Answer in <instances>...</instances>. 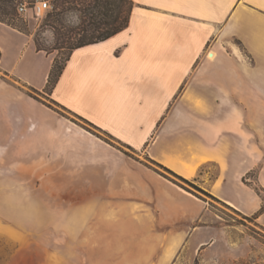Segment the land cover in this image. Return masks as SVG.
Instances as JSON below:
<instances>
[{
    "label": "crops",
    "instance_id": "0c3cea01",
    "mask_svg": "<svg viewBox=\"0 0 264 264\" xmlns=\"http://www.w3.org/2000/svg\"><path fill=\"white\" fill-rule=\"evenodd\" d=\"M132 1L127 27L75 48L48 92L122 148L5 81L1 117L49 171L41 184L76 187L57 199L62 264H232L246 233L168 174L264 227V0ZM0 53L1 73L45 90L54 57L31 34L0 21Z\"/></svg>",
    "mask_w": 264,
    "mask_h": 264
},
{
    "label": "rangeland",
    "instance_id": "374dc122",
    "mask_svg": "<svg viewBox=\"0 0 264 264\" xmlns=\"http://www.w3.org/2000/svg\"><path fill=\"white\" fill-rule=\"evenodd\" d=\"M10 1L17 5L22 0ZM47 1L50 8L42 16H32L28 12L25 16L17 15L11 22L21 31L31 34L34 42L36 41L42 48L52 53L54 59H57V63L61 64L69 54V44L66 41H74L73 39L78 37L74 28L80 22L78 19L80 13L72 10L64 15L61 24L52 22L47 24L45 17L47 12L52 9L55 0ZM53 26L65 33L64 38L62 35L56 34L57 31ZM244 48L240 39L233 37L231 45L226 50L230 53H233L235 49L243 52ZM242 54L243 60L249 64H255V58L252 61L248 57L246 58L244 53ZM254 68L255 66L253 70ZM0 81L21 88L23 97H32L46 104L60 115L69 118L78 126L96 134L109 144L122 148L105 133L53 103L48 91H37L31 96L27 87H23L11 76H6L1 72ZM5 96L13 95L8 93ZM9 109L10 107L7 105L1 106L0 102V259L3 264H53L54 261L56 264H62L65 252L63 249L65 207L69 203L57 201V199L60 197L59 194L63 196V193H69L76 187L41 184L43 179L47 178L49 171L33 168L30 143L15 144L17 139L12 136H15L13 134H15L16 128L7 121L6 117H1V110L6 113ZM241 109L242 107L232 106L233 113L242 112ZM252 124L254 125V123H248L249 128L253 129ZM123 150L127 152V150ZM51 173L54 174L53 178H56L54 181H63L65 176L63 171H52ZM251 175L254 174L251 173ZM168 176L189 190L195 189V192L209 203L211 209L224 219V222L238 227L237 229L241 228V231L246 233V246L232 244L234 247L232 249V264H264V227L257 224L252 217L242 215L231 206L199 190L186 179L175 174H168ZM259 192L264 198V192L261 190ZM235 236L232 235L233 242H237ZM67 240L70 241V238ZM74 240L78 241L79 237L72 236L71 241ZM67 252L78 251L68 250Z\"/></svg>",
    "mask_w": 264,
    "mask_h": 264
},
{
    "label": "trees",
    "instance_id": "16d2710c",
    "mask_svg": "<svg viewBox=\"0 0 264 264\" xmlns=\"http://www.w3.org/2000/svg\"><path fill=\"white\" fill-rule=\"evenodd\" d=\"M132 8V0H55L52 9L46 14L45 21L47 24L51 22L53 24H61L64 15L72 10L80 13L78 15L80 22L74 28L78 37L73 39L74 41H66L69 44V54L65 61L58 64L57 59L53 60L45 90L49 92L54 86L63 70L66 60L75 48L103 41L126 28ZM16 16V4L10 0H0V21L16 27L11 22ZM53 28L57 31L56 34L62 35L64 38L65 33L59 31L57 27L53 26ZM35 45L38 50L48 52L36 41ZM28 90L31 96L37 92L33 87H28ZM263 210L264 204L260 207L259 212Z\"/></svg>",
    "mask_w": 264,
    "mask_h": 264
},
{
    "label": "built area",
    "instance_id": "2783aa9c",
    "mask_svg": "<svg viewBox=\"0 0 264 264\" xmlns=\"http://www.w3.org/2000/svg\"><path fill=\"white\" fill-rule=\"evenodd\" d=\"M49 8L50 5L47 0H22L16 5V14L18 16H25L29 12L32 16L39 17Z\"/></svg>",
    "mask_w": 264,
    "mask_h": 264
},
{
    "label": "bare ground",
    "instance_id": "6f19581e",
    "mask_svg": "<svg viewBox=\"0 0 264 264\" xmlns=\"http://www.w3.org/2000/svg\"><path fill=\"white\" fill-rule=\"evenodd\" d=\"M207 54L208 59H213L215 57V53L213 51H208Z\"/></svg>",
    "mask_w": 264,
    "mask_h": 264
}]
</instances>
